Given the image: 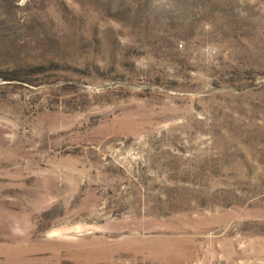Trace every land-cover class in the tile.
I'll list each match as a JSON object with an SVG mask.
<instances>
[{
	"label": "rangeland",
	"instance_id": "374dc122",
	"mask_svg": "<svg viewBox=\"0 0 264 264\" xmlns=\"http://www.w3.org/2000/svg\"><path fill=\"white\" fill-rule=\"evenodd\" d=\"M0 264H264V0H0Z\"/></svg>",
	"mask_w": 264,
	"mask_h": 264
}]
</instances>
